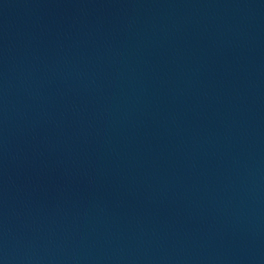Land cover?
I'll return each instance as SVG.
<instances>
[{"label":"water","instance_id":"1","mask_svg":"<svg viewBox=\"0 0 264 264\" xmlns=\"http://www.w3.org/2000/svg\"><path fill=\"white\" fill-rule=\"evenodd\" d=\"M0 264H264V0H0Z\"/></svg>","mask_w":264,"mask_h":264}]
</instances>
